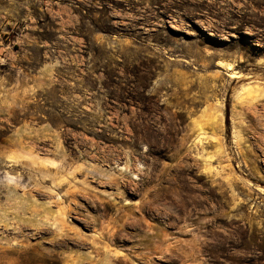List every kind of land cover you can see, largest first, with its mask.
<instances>
[{
	"label": "rangeland",
	"instance_id": "1",
	"mask_svg": "<svg viewBox=\"0 0 264 264\" xmlns=\"http://www.w3.org/2000/svg\"><path fill=\"white\" fill-rule=\"evenodd\" d=\"M0 264H264V0H0Z\"/></svg>",
	"mask_w": 264,
	"mask_h": 264
},
{
	"label": "bare ground",
	"instance_id": "2",
	"mask_svg": "<svg viewBox=\"0 0 264 264\" xmlns=\"http://www.w3.org/2000/svg\"><path fill=\"white\" fill-rule=\"evenodd\" d=\"M221 64H223V66H224V63H221ZM226 67H227V65H226ZM232 67H233V65H229L227 68L231 71V69H232ZM227 69V70H228ZM238 75V74H237ZM236 74H232V77H234V78H238L239 77V75L237 76Z\"/></svg>",
	"mask_w": 264,
	"mask_h": 264
}]
</instances>
